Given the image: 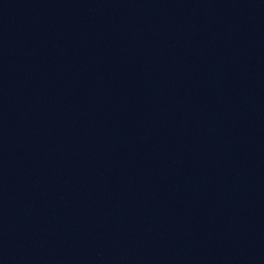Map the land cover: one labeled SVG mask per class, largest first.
<instances>
[{
  "label": "water",
  "instance_id": "95a60500",
  "mask_svg": "<svg viewBox=\"0 0 264 264\" xmlns=\"http://www.w3.org/2000/svg\"><path fill=\"white\" fill-rule=\"evenodd\" d=\"M0 264H264V0H0Z\"/></svg>",
  "mask_w": 264,
  "mask_h": 264
}]
</instances>
